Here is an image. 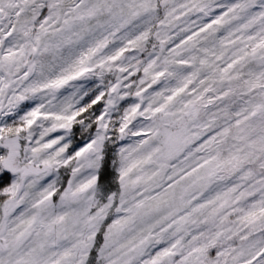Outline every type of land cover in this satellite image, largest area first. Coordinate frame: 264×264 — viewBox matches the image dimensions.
Masks as SVG:
<instances>
[{
    "label": "snow or ice",
    "instance_id": "snow-or-ice-1",
    "mask_svg": "<svg viewBox=\"0 0 264 264\" xmlns=\"http://www.w3.org/2000/svg\"><path fill=\"white\" fill-rule=\"evenodd\" d=\"M0 264H264V0H0Z\"/></svg>",
    "mask_w": 264,
    "mask_h": 264
}]
</instances>
